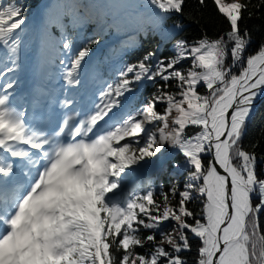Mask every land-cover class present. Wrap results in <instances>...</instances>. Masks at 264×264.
<instances>
[{
    "label": "snow or ice",
    "instance_id": "snow-or-ice-1",
    "mask_svg": "<svg viewBox=\"0 0 264 264\" xmlns=\"http://www.w3.org/2000/svg\"><path fill=\"white\" fill-rule=\"evenodd\" d=\"M187 3L147 0L149 11L136 13L116 51L139 50L141 36L152 47L92 95L79 89L93 47L108 28L119 32V22L109 23L106 13L97 21L89 5H71L65 24L50 6L38 63H50L52 50L62 53L63 83L59 93L36 88L30 99L18 92L17 76L25 5L0 3V264H189L183 253L193 239L192 264H264V170H257L264 154L242 143L264 95V44L248 53L251 34L240 26L264 0H212L227 28L218 35L202 29L191 41L180 36L185 18L199 23L186 16ZM89 22L96 28L83 42L69 34ZM169 43L173 55H161ZM148 84L154 90L147 96L130 95ZM166 150L183 158L169 162L175 179L166 189L162 181L157 189L156 173L134 179L142 162L155 164ZM197 199L199 213L189 206Z\"/></svg>",
    "mask_w": 264,
    "mask_h": 264
},
{
    "label": "trees",
    "instance_id": "trees-1",
    "mask_svg": "<svg viewBox=\"0 0 264 264\" xmlns=\"http://www.w3.org/2000/svg\"><path fill=\"white\" fill-rule=\"evenodd\" d=\"M7 2H9V0H0V3ZM253 2H255V0H253ZM22 3L25 5L24 15L27 17V26L24 37L26 51H31L38 40V24L37 21L34 20V15L39 6H42L44 10L43 27L46 23V13L50 6L54 7L55 12L62 15L65 24H69L71 20V5H89V12L97 21L102 16L100 13H106L109 23H111L113 20L116 21L123 14H136L139 11L148 12L149 10L148 8L144 7V4L147 3V0H93L91 4H88L86 0H22ZM93 5L94 7H91ZM250 11H253L254 14L249 17L247 12L244 13V18L241 20L240 26L242 31L247 29L251 34L252 43L248 49V53L254 54L259 49V47L264 44V9L259 12H256L253 9H250ZM185 12L186 16L187 14H191L192 17L199 20V23H196L192 19L185 18L186 30L180 33V36H183L189 41L198 38L202 29L206 30L209 35H218L227 28V22L216 12L215 7L212 4V0H207V6L203 8L200 7L197 0H188ZM134 27L135 24L130 27H123L120 31L121 36H126L128 38V36L132 34ZM95 28L96 23L89 22L75 31L69 27L68 32L75 38L76 41L83 42L93 34ZM49 31L54 36H59L58 28L49 26ZM112 31L113 28H108L105 34L99 37L101 44L99 46L93 47L92 60L89 62L87 72L83 77L82 87L79 89L80 94H87L89 92V89H87V85L85 83L86 81L89 83V85L95 87L100 85L102 87L104 80H113L115 78V69L119 68L124 62H131L138 59L144 51L152 47V43L154 42L145 41L143 36H141L140 40L142 41L143 46L135 52L121 56L120 53L115 54L111 53L110 51L109 46L112 43ZM118 45H120V42ZM248 53H246V55ZM61 54L62 53L56 52L54 50L50 51V63L41 66L40 70L43 88L48 90H52L54 88V84L57 82V77L60 74L61 66L59 65L58 57ZM160 54L163 56L173 55L171 43H169L165 47V50ZM189 63L190 61H184L183 66H187ZM135 87L136 92L130 94L133 97L143 98L154 90L151 84H148L144 87L136 85ZM200 91L203 92L204 89L201 87ZM158 107L162 106L158 105ZM189 131L194 132L196 129L191 128ZM242 143L243 146L249 150H252V145L257 144L258 147L255 149L257 154H264V102L257 114L248 121L246 134ZM170 159H176L180 161L183 160L179 154H176L175 156L171 154ZM257 170L258 172L264 170V161H260L258 159ZM170 171H172L171 164L168 162L167 167L156 179L157 189H159L161 181L163 182L165 189L169 183L174 181L175 178L169 175ZM185 175H181L179 177L178 182H180V184L185 182ZM189 206L195 212L199 213L202 203L195 200ZM259 231L264 233V212H262L259 217ZM192 242L193 248L191 252L183 253V255L188 258L189 264H192V261L194 260L197 253V247L199 245V240L193 239ZM261 243L262 242L257 241L258 248L261 246ZM138 251L142 250L138 249Z\"/></svg>",
    "mask_w": 264,
    "mask_h": 264
},
{
    "label": "rangeland",
    "instance_id": "rangeland-1",
    "mask_svg": "<svg viewBox=\"0 0 264 264\" xmlns=\"http://www.w3.org/2000/svg\"><path fill=\"white\" fill-rule=\"evenodd\" d=\"M86 1L88 4H91L93 2V0H86ZM100 15H103V14L100 13ZM135 16H136V14H129V15L123 14L120 18H118L116 21L119 22L120 29H122L123 27H127V26L130 27L133 24H135ZM120 31L117 32V30L115 28H113V31L111 33L112 43L109 46L111 53H115V54L119 53L118 51H116L119 48V45H118L119 42L127 39L126 36H121ZM26 60H27V55L25 53V57L22 61L20 71L17 73V76H18L19 81H20V86L18 88V91L21 90V93H23L24 87H25L26 66H27ZM98 90H99V87H97L96 90H92L89 93V95H92L93 93H95ZM170 158H171V153L168 150H166L161 156H159L158 158H154L156 160L155 164H153L151 162H147V161L142 162L143 166L141 167L140 171L137 174H139L141 177H149L151 174L156 173V177L158 178V176L161 175L163 170L167 167L168 162H170V160H171ZM183 184H184V182L180 184L181 187L183 186ZM197 201L202 203V201L200 199H197ZM166 227L171 228L172 222L169 221L167 223Z\"/></svg>",
    "mask_w": 264,
    "mask_h": 264
},
{
    "label": "water",
    "instance_id": "water-1",
    "mask_svg": "<svg viewBox=\"0 0 264 264\" xmlns=\"http://www.w3.org/2000/svg\"><path fill=\"white\" fill-rule=\"evenodd\" d=\"M263 102H264V95H261L260 97L257 98V100L255 102L254 111H253L250 119L253 118L257 114V112L259 111V109H260L261 105L263 104Z\"/></svg>",
    "mask_w": 264,
    "mask_h": 264
},
{
    "label": "bare ground",
    "instance_id": "bare-ground-1",
    "mask_svg": "<svg viewBox=\"0 0 264 264\" xmlns=\"http://www.w3.org/2000/svg\"><path fill=\"white\" fill-rule=\"evenodd\" d=\"M135 179H145L146 177H141L139 174L136 175V177H134Z\"/></svg>",
    "mask_w": 264,
    "mask_h": 264
}]
</instances>
